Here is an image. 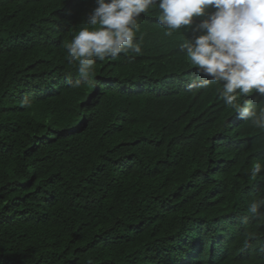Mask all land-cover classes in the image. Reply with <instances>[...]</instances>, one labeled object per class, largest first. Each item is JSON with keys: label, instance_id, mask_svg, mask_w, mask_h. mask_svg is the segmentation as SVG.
I'll list each match as a JSON object with an SVG mask.
<instances>
[{"label": "trees", "instance_id": "trees-1", "mask_svg": "<svg viewBox=\"0 0 264 264\" xmlns=\"http://www.w3.org/2000/svg\"><path fill=\"white\" fill-rule=\"evenodd\" d=\"M94 6L0 0V264H264V129L188 87L197 33L156 8L141 54L81 79L67 45Z\"/></svg>", "mask_w": 264, "mask_h": 264}, {"label": "clouds", "instance_id": "clouds-1", "mask_svg": "<svg viewBox=\"0 0 264 264\" xmlns=\"http://www.w3.org/2000/svg\"><path fill=\"white\" fill-rule=\"evenodd\" d=\"M94 7L82 27L67 45L70 62L78 63L81 79L93 72L97 60H115L120 54L139 55L136 39L138 19L150 9H158L157 22L165 35L183 28L197 35L184 38L185 53L199 75L207 79L189 83L191 88L220 85L223 103L235 109L237 118L264 129V0H93ZM203 17L198 23L194 18ZM79 83V82H77ZM237 93L242 102L237 103ZM250 99H244L249 97ZM264 171L257 162L251 175ZM264 198L247 207L252 216L261 214ZM247 220L248 217L242 218ZM90 264V262H89Z\"/></svg>", "mask_w": 264, "mask_h": 264}]
</instances>
